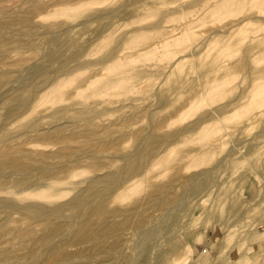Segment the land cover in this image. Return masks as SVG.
<instances>
[{
  "label": "rangeland",
  "instance_id": "1",
  "mask_svg": "<svg viewBox=\"0 0 264 264\" xmlns=\"http://www.w3.org/2000/svg\"><path fill=\"white\" fill-rule=\"evenodd\" d=\"M263 82L264 0H0V264H264Z\"/></svg>",
  "mask_w": 264,
  "mask_h": 264
},
{
  "label": "bare ground",
  "instance_id": "2",
  "mask_svg": "<svg viewBox=\"0 0 264 264\" xmlns=\"http://www.w3.org/2000/svg\"><path fill=\"white\" fill-rule=\"evenodd\" d=\"M54 1H56L57 3H64V5H65V3L67 4V3H69V2H73V1H75V0H54ZM87 1H88V0H87ZM97 1H98V0H97ZM92 2H93V1H92ZM100 2H101V1H100ZM78 3H79V2H78ZM102 3H103V2H102ZM70 4H71V3H70ZM70 4H69V5H70ZM145 5H146V4H145ZM147 5H149V4H147ZM68 8H69V7H68ZM68 11H69V10H68ZM217 12H218V11H217ZM217 12H216V13H217ZM214 13H215V12H214ZM98 16H99V15H98ZM99 17H100V16H99ZM101 17H102V16H101ZM103 17H104V16H103ZM97 18H98V17H97ZM182 21H183V20H182ZM186 21H187V20H185V22H186ZM186 23H187V22H186ZM186 23H185V25H186ZM189 25H190V24H189ZM235 26H236V25H235ZM230 27H232V25H231ZM233 28H234V27H232V29H233ZM168 29H169V28H168ZM227 30H230V28L227 29ZM230 32H231V31H230ZM179 33H180V32H179ZM187 33H188V32H187ZM215 33H216V32H215ZM177 34H178V33H177ZM184 34H185V33H184ZM188 34H189V33H188ZM173 35H174V34H173ZM175 35H176V33H175ZM180 35H181V34H179V37H180ZM191 53H192V52H191ZM191 53H190V54H191ZM190 54H189V55H190ZM191 55L193 56V53H192ZM181 57H182V56H181ZM177 58H178V57H177ZM178 59H179V58H178ZM176 61H177V59H176ZM170 68H171V67H170ZM29 79H30V78H29ZM215 81H216V80H215ZM215 81H214V82H215ZM259 81H261V80H259ZM217 83H218V82H217ZM263 83H264V82H263ZM260 85H262V82H261ZM202 92L204 93V91H202ZM199 94H201V93L199 92ZM205 95H206V94H205ZM205 95H204V96H205ZM246 95H247V94H246ZM244 98H246V97H244ZM248 99H249V98H248ZM241 100H243V98H242ZM241 100H240V101H241ZM237 104H238V103H237ZM222 113H223V112H222ZM222 113H221V114H222ZM216 115H218V114H216ZM214 116H215V115H214ZM218 117H219V116H218ZM201 126H202V124H201ZM181 134H182V131H181ZM169 145H170V144H169ZM169 145H168V146H169ZM172 146H173V145H172ZM174 146H175V145H174ZM231 146H232V145H231ZM171 150H172V149H171ZM171 150H170V151H171ZM233 150H234V149H233ZM171 152H172V151H171ZM171 152H170V153H171ZM170 156H171V154H170ZM145 172H146V171H145ZM120 177H121V176H120ZM118 183H119V182H118ZM118 185H119V184H118ZM116 189H118V188H116ZM262 226H263V225H262ZM153 249H154V248H153Z\"/></svg>",
  "mask_w": 264,
  "mask_h": 264
},
{
  "label": "built area",
  "instance_id": "3",
  "mask_svg": "<svg viewBox=\"0 0 264 264\" xmlns=\"http://www.w3.org/2000/svg\"><path fill=\"white\" fill-rule=\"evenodd\" d=\"M262 227H264V223H263V226Z\"/></svg>",
  "mask_w": 264,
  "mask_h": 264
}]
</instances>
